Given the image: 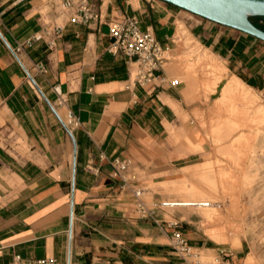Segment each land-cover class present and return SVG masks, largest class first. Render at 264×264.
Returning a JSON list of instances; mask_svg holds the SVG:
<instances>
[{
    "label": "crops",
    "instance_id": "0c3cea01",
    "mask_svg": "<svg viewBox=\"0 0 264 264\" xmlns=\"http://www.w3.org/2000/svg\"><path fill=\"white\" fill-rule=\"evenodd\" d=\"M126 17L174 56L177 34L187 35L224 66L213 67L264 92V42L161 1L106 0L99 21L63 18L54 49L40 42L14 56L52 14L47 0H0V264L14 256L60 264H179L170 229L141 219L133 192L141 191L148 206L169 201L163 187L194 198L185 180L201 169L206 143L196 120L205 108L194 82L177 80L184 76L177 64L156 73L164 83L131 82L127 58L107 52V24ZM254 21L264 30V18ZM55 89L64 100L57 111L79 122L72 138L50 108ZM113 159L128 163L125 187L112 174ZM185 208L197 209H179ZM175 210L157 216L178 221L191 246L227 256L191 215Z\"/></svg>",
    "mask_w": 264,
    "mask_h": 264
},
{
    "label": "rangeland",
    "instance_id": "374dc122",
    "mask_svg": "<svg viewBox=\"0 0 264 264\" xmlns=\"http://www.w3.org/2000/svg\"><path fill=\"white\" fill-rule=\"evenodd\" d=\"M253 23L257 22L253 19ZM175 41L178 54L169 52V64L183 70L184 76L177 80L195 84L197 98L205 108V117L196 120V125L206 148L198 160L200 171L185 180V190L194 198L183 200L171 188L163 187L165 199L183 200V205L209 203L207 208L175 211L191 215L213 241L212 247L226 251L225 259L234 264H264V92L244 88L243 97L226 96L222 88L232 76L213 67L222 68L223 64L185 34H177ZM221 92L223 103H219ZM59 112L65 119V110ZM200 252L207 263L219 257L216 252Z\"/></svg>",
    "mask_w": 264,
    "mask_h": 264
},
{
    "label": "built area",
    "instance_id": "2783aa9c",
    "mask_svg": "<svg viewBox=\"0 0 264 264\" xmlns=\"http://www.w3.org/2000/svg\"><path fill=\"white\" fill-rule=\"evenodd\" d=\"M49 9L52 14L51 21L44 22V25L37 33L30 36L12 53L14 56L22 48H31L36 43H44L49 50L54 49L57 40L61 38L63 26L61 20L67 18L70 23L87 25L92 21L101 19V8L105 5L106 0H47ZM96 2H99L97 4ZM108 34L111 40L107 47V52L113 56L121 55L127 58L132 66L130 79L133 84L140 87L155 86L165 82V78L156 75L163 66L169 63L170 50L162 47L155 37L147 31H141L138 21L133 17H126L119 22L110 21L108 24ZM40 73L44 69L39 66ZM177 81H172V86L177 85ZM55 93L58 98L54 104H49L50 108L57 116L58 120L66 130L67 134L72 138V131L79 127L77 118L70 112H66L65 119L62 118L57 109L62 108L64 100L57 89ZM112 174L115 178H119L122 187L126 186V171L128 163L124 160L113 159L110 162ZM134 209L141 219L148 220L158 227L166 225L170 229V246L174 256L178 259L179 264H234L224 257H217L212 262H204L202 260L199 249L191 246L188 239L181 231L180 223L170 219L163 221L158 218V211H169L182 207L191 208H207L208 203H194L183 206L175 201H163L153 206H148L142 199L141 191H134ZM11 264H60L55 259H36L27 260L20 256H14ZM63 264H70L67 260Z\"/></svg>",
    "mask_w": 264,
    "mask_h": 264
},
{
    "label": "water",
    "instance_id": "95a60500",
    "mask_svg": "<svg viewBox=\"0 0 264 264\" xmlns=\"http://www.w3.org/2000/svg\"><path fill=\"white\" fill-rule=\"evenodd\" d=\"M264 42V30L253 23L264 18V0H158ZM35 87L36 84L27 73Z\"/></svg>",
    "mask_w": 264,
    "mask_h": 264
},
{
    "label": "bare ground",
    "instance_id": "6f19581e",
    "mask_svg": "<svg viewBox=\"0 0 264 264\" xmlns=\"http://www.w3.org/2000/svg\"><path fill=\"white\" fill-rule=\"evenodd\" d=\"M244 88L246 89V87L239 80L233 78L231 80V82H229V84L224 88L223 94H226V96H227V94L228 95L232 94L234 96L243 97L242 89H244ZM241 103H242V101H241ZM200 203H203V202H200ZM188 205H189V203H186V206H188ZM208 206H209V203H208Z\"/></svg>",
    "mask_w": 264,
    "mask_h": 264
},
{
    "label": "trees",
    "instance_id": "16d2710c",
    "mask_svg": "<svg viewBox=\"0 0 264 264\" xmlns=\"http://www.w3.org/2000/svg\"><path fill=\"white\" fill-rule=\"evenodd\" d=\"M253 21V20H252ZM255 25V24H254ZM256 26V25H255ZM257 27V26H256ZM260 29V28H259Z\"/></svg>",
    "mask_w": 264,
    "mask_h": 264
}]
</instances>
